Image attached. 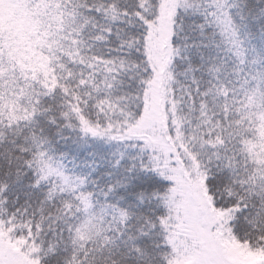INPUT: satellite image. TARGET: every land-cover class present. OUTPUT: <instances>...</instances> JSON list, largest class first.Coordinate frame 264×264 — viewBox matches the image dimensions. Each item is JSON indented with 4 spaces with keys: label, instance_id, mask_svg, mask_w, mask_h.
Listing matches in <instances>:
<instances>
[{
    "label": "snow or ice",
    "instance_id": "1",
    "mask_svg": "<svg viewBox=\"0 0 264 264\" xmlns=\"http://www.w3.org/2000/svg\"><path fill=\"white\" fill-rule=\"evenodd\" d=\"M0 264H264V0H0Z\"/></svg>",
    "mask_w": 264,
    "mask_h": 264
}]
</instances>
